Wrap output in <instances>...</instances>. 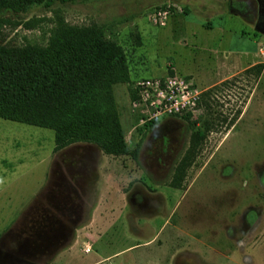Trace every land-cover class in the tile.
<instances>
[{"label":"rangeland","instance_id":"1","mask_svg":"<svg viewBox=\"0 0 264 264\" xmlns=\"http://www.w3.org/2000/svg\"><path fill=\"white\" fill-rule=\"evenodd\" d=\"M228 1L53 0L45 6L42 0L18 11L0 9L1 45H43L63 20L98 26L125 56L128 79L112 90L129 149L115 157L125 156L118 165L128 176L98 178L102 202L108 192L124 193L110 209L99 208L95 239L85 233V242L75 243L77 264H264V45L253 58L263 63L257 75L243 68L250 60L232 63L237 47L247 43L256 52L257 46L239 36L251 27ZM165 2L172 4L167 19L187 10L186 4L200 11L204 3L199 16L213 26L205 29L210 54L192 47L195 39L184 22L149 23L147 9ZM166 72L189 78L209 110L201 103L192 115L140 122L144 113L133 102L134 80ZM211 117L214 127L191 151V132H202V119ZM52 145L50 128L0 117V251L6 254L0 264H59L58 252L76 233L59 216L84 222L97 200L89 178L73 184L50 176L58 159L97 161V146L75 141L53 153Z\"/></svg>","mask_w":264,"mask_h":264},{"label":"trees","instance_id":"2","mask_svg":"<svg viewBox=\"0 0 264 264\" xmlns=\"http://www.w3.org/2000/svg\"><path fill=\"white\" fill-rule=\"evenodd\" d=\"M41 1L0 0V9L18 11ZM262 66L258 61L244 70L257 75ZM126 79L128 66L116 41L96 25L57 20L43 45L0 44V117L52 129L53 150L84 141L106 154H128L112 90ZM203 94L208 98L209 89ZM201 103L209 110L199 96ZM214 125L213 117L202 119V132H191V151Z\"/></svg>","mask_w":264,"mask_h":264},{"label":"crops","instance_id":"3","mask_svg":"<svg viewBox=\"0 0 264 264\" xmlns=\"http://www.w3.org/2000/svg\"><path fill=\"white\" fill-rule=\"evenodd\" d=\"M231 2H232L231 4L235 6L238 12V15L240 16L242 21H245L251 27V31L247 30L245 31V33H242L241 31H243V29H240L238 32L239 36L241 38L242 36L251 38V41H253L254 45L256 44L257 46L256 52L253 51L254 49L252 48V46L248 47L247 43H245L244 46L237 47L235 50H233L236 53V56L234 57L232 63L242 65L244 64V62H248V60H250V62L245 64V67H247L255 63L253 58L258 53L259 45L260 47L264 45V21H261V18L264 17V14L262 15V13H264V7H263L264 0H232ZM231 4L228 1V5L230 6ZM186 5H187V10L185 9V11L182 12L184 14L174 13L168 17L166 23H170L178 27L182 25V23L184 22L182 27H187L186 33L190 37H192L193 40L195 39L192 42L193 43L192 47L201 48L204 51H206L205 53H209L210 50H209L208 43L210 40L208 41V39L210 36L209 34H207L205 29L211 28L213 26L207 25L208 26L207 27L203 25L202 18L199 16V15L202 16L205 13L203 11L205 10V5L204 3L200 4V7H201L200 11H197L192 8L190 9L189 8L190 6L188 4ZM216 11H218V9H215L213 13H215ZM190 15L192 16V18L188 17ZM248 15L251 17L249 20H247L244 17ZM177 22H180V23H177ZM173 28H176V27H173ZM157 33L159 34V31ZM163 33H166V32L163 31L160 34L163 35ZM220 35L221 34H219V36ZM198 39H201V40H198ZM172 63H173V60H172ZM188 70H185L184 72H187ZM162 74L163 73H161V75ZM194 77L197 79L198 75L195 74ZM119 120L121 122L120 117H119ZM85 143L93 144L90 142H85ZM51 149H52V152L55 153L56 150H53V145ZM97 149L99 148L97 147ZM99 152L101 153L100 158H98L97 161H91V163L89 164H88V161L84 159H73V160L68 161V163H65L66 162L65 160L58 159L57 160L58 163L56 162L57 168L56 169L50 168V172L53 173V174L51 173L52 175L50 174V176L52 177L54 176L55 178H58V180L62 179V180H65L73 184L81 183V182L85 183L86 182L85 180H87L86 178H89L88 180L90 181V183L92 182L94 185L93 187L94 198L95 197L97 198L93 206H91L89 217L84 222L75 223V222L69 221L68 219L61 218L59 216V219L67 223L70 229H73L74 231H76V233L73 234V236L69 239V241L65 244V246H63V248L58 252L59 255H61V262L59 264H77V261L75 259V252H74L75 243H77L78 241L84 243L85 233H87V235L89 236L88 238L95 239V236H92V229H94V224L96 223L97 217L101 215L99 208L102 206V207H108L110 209L111 208L110 206L113 204V202H115V199L117 197L120 198V196L123 195L122 193H124L122 191H119V192L114 191L112 193L108 192L106 193V196L103 198L104 199L103 202L102 200H99V194L95 186H96V182L98 178L101 179L100 176H102V179L104 178V181H109L115 177L120 178V177L128 176L127 172L125 173V171L119 170L121 168L118 165L119 160H121V163H123L122 160L125 156H122L120 158L115 157L113 155L102 152L100 149H99ZM121 155H126V154H121ZM117 156H120V155H117ZM101 158L103 159L100 160ZM53 163H54V159L52 158V165ZM89 167H93V168H89ZM123 168H124V165H123ZM87 194H89L88 191H87ZM79 224L80 226L78 227L77 225ZM82 233H83V236H82ZM153 237L154 235L146 239L144 242L146 243L151 242ZM96 262L97 260H94L93 262H90L89 264H95ZM11 264H16V263H11ZM17 264H25V263L18 262ZM30 264H41V263H38L37 261H33V262H30Z\"/></svg>","mask_w":264,"mask_h":264},{"label":"built area","instance_id":"4","mask_svg":"<svg viewBox=\"0 0 264 264\" xmlns=\"http://www.w3.org/2000/svg\"><path fill=\"white\" fill-rule=\"evenodd\" d=\"M171 3L152 6L145 12L147 20L156 25H164L170 14ZM180 10L179 7H177ZM264 51V48H262ZM195 84L184 75L175 72L164 73L160 77L144 76L134 80L133 102L142 107L144 115L140 122L168 114H190L198 110L200 92ZM137 99V100H135ZM88 246L84 247L87 250Z\"/></svg>","mask_w":264,"mask_h":264},{"label":"flooded vegetation","instance_id":"5","mask_svg":"<svg viewBox=\"0 0 264 264\" xmlns=\"http://www.w3.org/2000/svg\"><path fill=\"white\" fill-rule=\"evenodd\" d=\"M229 2H230V4L232 3L231 0H229ZM0 255H1V256H5L6 254L3 253V251H0ZM7 255L10 256V253H7Z\"/></svg>","mask_w":264,"mask_h":264}]
</instances>
